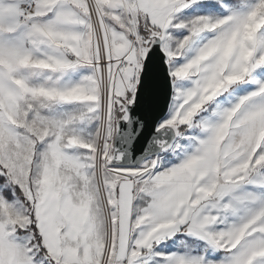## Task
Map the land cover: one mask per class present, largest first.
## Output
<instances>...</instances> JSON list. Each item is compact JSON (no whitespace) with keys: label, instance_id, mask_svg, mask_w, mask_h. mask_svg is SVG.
<instances>
[{"label":"snow or ice","instance_id":"1","mask_svg":"<svg viewBox=\"0 0 264 264\" xmlns=\"http://www.w3.org/2000/svg\"><path fill=\"white\" fill-rule=\"evenodd\" d=\"M0 264H264V0H0Z\"/></svg>","mask_w":264,"mask_h":264}]
</instances>
